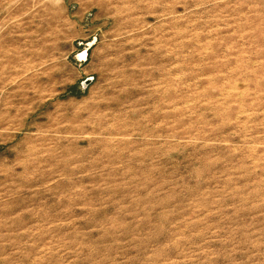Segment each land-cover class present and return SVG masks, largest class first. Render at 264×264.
<instances>
[{
  "label": "rangeland",
  "instance_id": "374dc122",
  "mask_svg": "<svg viewBox=\"0 0 264 264\" xmlns=\"http://www.w3.org/2000/svg\"><path fill=\"white\" fill-rule=\"evenodd\" d=\"M0 264H264V0H0Z\"/></svg>",
  "mask_w": 264,
  "mask_h": 264
},
{
  "label": "water",
  "instance_id": "95a60500",
  "mask_svg": "<svg viewBox=\"0 0 264 264\" xmlns=\"http://www.w3.org/2000/svg\"><path fill=\"white\" fill-rule=\"evenodd\" d=\"M85 57H86V53L84 52L83 54H81L80 55V58L82 59H85ZM90 81H91V79H87L84 83H83V85L84 86H87L89 83H90Z\"/></svg>",
  "mask_w": 264,
  "mask_h": 264
}]
</instances>
